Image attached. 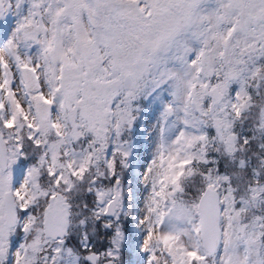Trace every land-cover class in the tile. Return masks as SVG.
Returning <instances> with one entry per match:
<instances>
[{
  "label": "snow or ice",
  "instance_id": "obj_1",
  "mask_svg": "<svg viewBox=\"0 0 264 264\" xmlns=\"http://www.w3.org/2000/svg\"><path fill=\"white\" fill-rule=\"evenodd\" d=\"M0 264H264V0H0Z\"/></svg>",
  "mask_w": 264,
  "mask_h": 264
}]
</instances>
